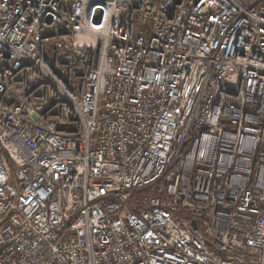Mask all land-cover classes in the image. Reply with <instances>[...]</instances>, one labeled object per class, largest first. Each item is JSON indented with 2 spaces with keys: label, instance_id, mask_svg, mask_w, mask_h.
Here are the masks:
<instances>
[{
  "label": "built area",
  "instance_id": "1",
  "mask_svg": "<svg viewBox=\"0 0 264 264\" xmlns=\"http://www.w3.org/2000/svg\"><path fill=\"white\" fill-rule=\"evenodd\" d=\"M0 264H264V0H0Z\"/></svg>",
  "mask_w": 264,
  "mask_h": 264
},
{
  "label": "water",
  "instance_id": "2",
  "mask_svg": "<svg viewBox=\"0 0 264 264\" xmlns=\"http://www.w3.org/2000/svg\"><path fill=\"white\" fill-rule=\"evenodd\" d=\"M192 225H193V228H196V221L195 220H193Z\"/></svg>",
  "mask_w": 264,
  "mask_h": 264
},
{
  "label": "rangeland",
  "instance_id": "3",
  "mask_svg": "<svg viewBox=\"0 0 264 264\" xmlns=\"http://www.w3.org/2000/svg\"><path fill=\"white\" fill-rule=\"evenodd\" d=\"M248 1V0H247ZM249 1H251V0H249ZM253 2H255V1H258V0H252Z\"/></svg>",
  "mask_w": 264,
  "mask_h": 264
}]
</instances>
